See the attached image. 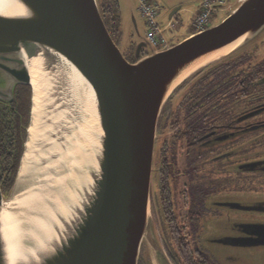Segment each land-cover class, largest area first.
<instances>
[{
  "label": "water",
  "instance_id": "water-1",
  "mask_svg": "<svg viewBox=\"0 0 264 264\" xmlns=\"http://www.w3.org/2000/svg\"><path fill=\"white\" fill-rule=\"evenodd\" d=\"M12 1L22 10L0 12V101H12L25 85L32 106L8 195L18 198L21 212L5 209L0 185V264H140L142 258L172 264L153 218L161 113L201 70L255 45L264 31V0H241L221 23L164 51L139 58L147 47L140 42L135 62L109 33L98 0ZM238 40L227 56L178 82L196 62ZM83 162L87 180L78 202L69 188L78 184ZM75 202L69 216L66 206Z\"/></svg>",
  "mask_w": 264,
  "mask_h": 264
},
{
  "label": "flooded vegetation",
  "instance_id": "flooded-vegetation-1",
  "mask_svg": "<svg viewBox=\"0 0 264 264\" xmlns=\"http://www.w3.org/2000/svg\"><path fill=\"white\" fill-rule=\"evenodd\" d=\"M175 1L180 4L171 19L189 3ZM210 1L226 6L225 0ZM190 2L201 8L205 0ZM103 18L121 46L115 20L106 11ZM242 54L188 80L159 119L158 189L152 201L158 233L172 251L173 264H188L181 253L186 248L203 254L205 264H264L242 255L264 252V43ZM27 89L16 87L9 109L23 124L30 111ZM5 111L0 104V115ZM256 206L262 210L249 209ZM235 250L238 255L226 254L223 263L207 253L222 257L220 252Z\"/></svg>",
  "mask_w": 264,
  "mask_h": 264
},
{
  "label": "rangeland",
  "instance_id": "rangeland-1",
  "mask_svg": "<svg viewBox=\"0 0 264 264\" xmlns=\"http://www.w3.org/2000/svg\"><path fill=\"white\" fill-rule=\"evenodd\" d=\"M119 5H120V15H121V21L122 24L120 25V35L122 36V43L120 46V49L124 53V55L127 58H133V49L131 48L132 44L134 42H140L143 40L146 34V23L144 18L142 17L140 13V2L139 0H118ZM149 4H152L154 6H158L160 10V17L159 21L163 26H165L166 29V37L171 41V44L177 43L178 40L184 38L185 35L188 33L195 32V20H196V14L199 13L200 11V6L198 3L190 2L188 0L184 4V8L180 11V13L173 18L172 20L170 19V14L171 12L175 9L176 5L180 4L176 2L175 0H147ZM193 1V0H192ZM241 3L240 0H225V5L222 8H218L213 12L211 22H210V27L217 25L221 23L225 18L228 17V14L232 11V8L238 7L239 4ZM172 22V25H168L169 22ZM264 43V31L261 32L260 36L258 39L255 41L254 44H262ZM146 52L152 53L151 48L149 46L146 47ZM54 72V71H53ZM46 74H49L48 72H45ZM57 80H59V77H56ZM50 82H46L48 84ZM27 120V119H26ZM83 153V151L81 152ZM88 158H91L90 152H88ZM155 166H156V171H157V164H156V159H155ZM82 170L79 172L77 175L78 179V184L76 183L74 186L69 188V194H72V197L74 200L80 202V194L82 193L81 191L83 190L85 184L83 183L85 180H87V172L86 171V165L83 162L82 163ZM69 175L73 176L74 172L69 171ZM79 187H78V186ZM41 188H45L42 186ZM158 189V181L157 177L155 174V177L153 178V185H152V193H156ZM35 193V191L33 192ZM30 192V194H33ZM23 198H29L30 196L25 194L22 195ZM18 199V198H17ZM17 199H13V196L11 195L9 198L6 196V202H5V209L8 211H11L13 213H19L21 212V208L18 209V204H15V202H18ZM76 205L77 202L68 204L66 206V211H68V215H73L76 213ZM153 218L155 219V216L153 215ZM158 230V223H157V229ZM159 232V231H158ZM208 255L210 256L211 260L214 262H220L223 263V261L227 260L224 258L226 254H231V255H238V251H227V252H220L222 257H220L217 253L215 252H207ZM243 257H248V259H252L254 261L260 260L264 262V252L259 251V252H251V254H242Z\"/></svg>",
  "mask_w": 264,
  "mask_h": 264
},
{
  "label": "trees",
  "instance_id": "trees-1",
  "mask_svg": "<svg viewBox=\"0 0 264 264\" xmlns=\"http://www.w3.org/2000/svg\"><path fill=\"white\" fill-rule=\"evenodd\" d=\"M100 10L103 16V13L106 11L109 13V16L112 18V20H115V27L116 30L119 31L120 25L122 24L121 21V15H120V7H119V1L118 0H98ZM104 19V18H103ZM138 43L134 42L131 46L133 49V58H126L131 61H136V50H137ZM243 54L238 55L239 58ZM236 57V58H237ZM228 61V60H227ZM227 61H221L217 64L209 65L205 69H218L226 65ZM203 72H199L196 76L202 75ZM22 87H27L29 92V100H28V120L25 124H23L20 116H17V114L14 111L9 110L11 107V103L3 102L1 101L2 107L6 111L4 114L0 115V124L1 126V139L3 146L0 148V181H1V187L4 192L5 196H8L12 190V187L15 183L16 176L18 174L22 153H23V145L26 139L27 135V128L29 126L30 121V112H31V98H32V89L30 86L25 85H19ZM18 87V86H17ZM169 248V247H168ZM166 250V248H165ZM180 251V250H179ZM168 257L170 258L171 263L173 264V258H172V251L169 248L166 250ZM169 252V253H168ZM182 256L184 259H186V262L188 264H205L204 261H201L204 256L201 253H195L192 250L186 248L185 250H181ZM199 258V261L197 259ZM140 264H145L143 258L140 262Z\"/></svg>",
  "mask_w": 264,
  "mask_h": 264
},
{
  "label": "built area",
  "instance_id": "built-area-1",
  "mask_svg": "<svg viewBox=\"0 0 264 264\" xmlns=\"http://www.w3.org/2000/svg\"><path fill=\"white\" fill-rule=\"evenodd\" d=\"M139 2L141 15L146 21L147 40L158 50L168 48L170 46V42L165 35V27H163L159 21L160 12L158 7L149 4L147 0H139ZM212 12V3L209 0H205L203 8L198 13L195 20V29L197 31H203L208 27Z\"/></svg>",
  "mask_w": 264,
  "mask_h": 264
},
{
  "label": "bare ground",
  "instance_id": "bare-ground-1",
  "mask_svg": "<svg viewBox=\"0 0 264 264\" xmlns=\"http://www.w3.org/2000/svg\"><path fill=\"white\" fill-rule=\"evenodd\" d=\"M21 5L15 4L12 0H0V12L2 13H16L15 11H21ZM242 40H238L237 42L213 53L210 54L204 58H202L201 60H199L198 62L195 63V65H193L192 67H190L186 72H184V74L179 78L178 82L182 79H184L185 77L189 76L192 72H194L195 70L211 64L215 61H217L218 59L227 56L229 53H231L235 48H237ZM35 62L33 63V65H31V74H32V83L35 86V88L37 89V87L39 86V79L37 76V72H36V66H35ZM87 110H89V107L87 105H85ZM92 118V117H91ZM90 118V122L92 123V119ZM85 130H88L89 132H92L93 129L92 127H90L89 124H86V126L84 127ZM31 131H33L31 129ZM94 135V134H93Z\"/></svg>",
  "mask_w": 264,
  "mask_h": 264
}]
</instances>
